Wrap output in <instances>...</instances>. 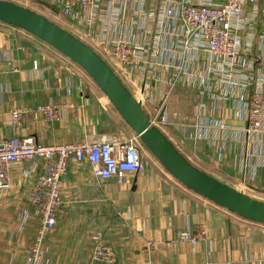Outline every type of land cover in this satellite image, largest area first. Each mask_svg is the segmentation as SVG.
Returning <instances> with one entry per match:
<instances>
[{"label": "crops", "instance_id": "crops-1", "mask_svg": "<svg viewBox=\"0 0 264 264\" xmlns=\"http://www.w3.org/2000/svg\"><path fill=\"white\" fill-rule=\"evenodd\" d=\"M47 1L60 7L58 0ZM186 1L223 0H102L94 24L82 22L80 29L110 64V40L136 39L140 65L111 64L123 83L136 97L150 84L145 109L157 121L166 114L160 128L192 164L264 198V128L245 134L252 94L264 90V3L245 5L233 22L238 57L223 60L212 58L197 39L186 46L179 15ZM169 8L173 18L164 16ZM88 79L52 46L0 22V141L13 135L46 145L126 138L130 126L104 94L85 86ZM50 102L69 104L62 119L47 122L39 115L11 123L15 108ZM40 164H12L8 186L0 188V264H27L40 222L26 196ZM185 187L149 169L129 174L120 185L97 178L87 161L70 160L57 222L44 243V264H94L95 235L115 247V264H264V224ZM201 226L205 239L193 249L181 234Z\"/></svg>", "mask_w": 264, "mask_h": 264}, {"label": "built area", "instance_id": "built-area-1", "mask_svg": "<svg viewBox=\"0 0 264 264\" xmlns=\"http://www.w3.org/2000/svg\"><path fill=\"white\" fill-rule=\"evenodd\" d=\"M101 1L58 0V3L63 10L72 14L73 21L81 28L75 20L92 26L98 18ZM257 3H264V0H223L220 4L192 1L180 3L179 15L185 24L186 46L191 40L197 39L212 58L223 60L237 58L239 41L233 34V22L241 16L246 4ZM164 16L173 18L175 11L169 8L164 11ZM110 43L111 57L117 67L133 68L140 65L141 50L132 36L114 38ZM95 50L104 58V54ZM112 68L116 72L113 66ZM149 88L150 84L144 83L143 95L137 97L143 106L144 98L149 96L147 93ZM68 107L69 104L57 102L18 107L10 113L11 123L19 126L25 118H35L39 115L47 122H54L64 117ZM165 116L166 114H163L160 122L150 116L151 123L160 126V123L166 121ZM263 128L264 90H257L251 97L245 134L252 136L262 132ZM142 144L137 134L128 138L113 136L106 140L50 145L43 144L30 135H13L0 141V188L7 187L10 182L9 172L12 164L32 160L41 162L39 174L30 184L26 196L29 206L33 208L40 222L33 243L27 251V264H44V243L57 222V212L62 201V178L68 171L69 161H87L97 178L115 180L123 185L127 183L129 174L140 173L145 169L143 156L145 150ZM28 173H31V170ZM205 235L206 228L201 226L196 232L184 231L181 239L189 242L195 249L197 244L205 239ZM92 242L94 264L117 262L118 254L115 247L97 235L92 237Z\"/></svg>", "mask_w": 264, "mask_h": 264}, {"label": "water", "instance_id": "water-1", "mask_svg": "<svg viewBox=\"0 0 264 264\" xmlns=\"http://www.w3.org/2000/svg\"><path fill=\"white\" fill-rule=\"evenodd\" d=\"M0 22L21 28L80 66L97 84L144 146L188 189L253 222L264 224V198L223 182L192 164L158 125L151 123L143 103L112 66L87 42L43 14L9 0H0ZM70 22L75 23L73 20ZM163 112L159 114L161 121Z\"/></svg>", "mask_w": 264, "mask_h": 264}, {"label": "rangeland", "instance_id": "rangeland-1", "mask_svg": "<svg viewBox=\"0 0 264 264\" xmlns=\"http://www.w3.org/2000/svg\"><path fill=\"white\" fill-rule=\"evenodd\" d=\"M9 1H13L15 3L24 5L26 7H29L41 14H43L44 16H46L48 19L54 21L55 23H57L58 25H60L61 27H63L64 29H66L67 31L71 32L72 34H74L75 36H77L78 38L82 39L83 41L87 42L88 44L91 43L90 40L87 39L86 35L84 34V32L79 28V25L76 23H72L70 22L68 19L70 18V20H73L72 14L67 12L66 10H63L61 7L55 5L54 3H52L51 1H47V0H9ZM70 14V16H69ZM66 17V18H65ZM77 23L81 24L82 22L80 20H75ZM93 48L97 49V44H90ZM109 63V62H108ZM110 64V63H109ZM111 64H114L111 60ZM110 64V65H111ZM114 66H116L114 64ZM117 67V66H116ZM88 88L90 89H94V91H96V93H99V96H102L100 94H103L102 91L100 90V88L97 86V84L93 81V79L90 77V79H88L86 85ZM92 87V88H91ZM91 92V90H90ZM167 93H170L171 90H167ZM104 96V95H103ZM139 97H141L140 95H138ZM150 96H148L149 98ZM102 102H107L104 97H102ZM146 105L148 106L149 101H151V99L149 98V101L144 98ZM95 105H98V100H95L93 102ZM100 106V105H99ZM146 110V109H145ZM147 111V110H146ZM126 135V138L128 137H132L134 135H136V133L129 127L128 132L124 133ZM143 145V144H142ZM144 146V145H143ZM144 160H145V169H149L152 170V172L154 171V173H161L164 176H169L170 178H173L174 180H176V182H178L179 184H181L182 186H184L181 182H179L177 179H175L165 168L164 166L161 164V162L156 158V156L153 155L152 152H150L145 146H144ZM216 177V176H214ZM218 177V176H217ZM216 177V178H217ZM220 180V178H217ZM222 181V179H221ZM227 183V182H226ZM230 184V183H228ZM186 189H188L187 187H185ZM238 189V188H237ZM189 190V189H188ZM245 192L258 197L257 195L253 194L252 191L250 190H245ZM148 244L151 246H153L152 242L149 241Z\"/></svg>", "mask_w": 264, "mask_h": 264}, {"label": "bare ground", "instance_id": "bare-ground-1", "mask_svg": "<svg viewBox=\"0 0 264 264\" xmlns=\"http://www.w3.org/2000/svg\"><path fill=\"white\" fill-rule=\"evenodd\" d=\"M107 98V97H106Z\"/></svg>", "mask_w": 264, "mask_h": 264}]
</instances>
